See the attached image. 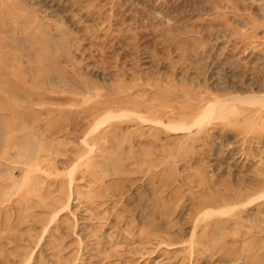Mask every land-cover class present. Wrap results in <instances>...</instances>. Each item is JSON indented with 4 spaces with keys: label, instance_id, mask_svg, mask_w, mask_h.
Instances as JSON below:
<instances>
[{
    "label": "rangeland",
    "instance_id": "374dc122",
    "mask_svg": "<svg viewBox=\"0 0 264 264\" xmlns=\"http://www.w3.org/2000/svg\"><path fill=\"white\" fill-rule=\"evenodd\" d=\"M0 264H264V0H0Z\"/></svg>",
    "mask_w": 264,
    "mask_h": 264
},
{
    "label": "bare ground",
    "instance_id": "6f19581e",
    "mask_svg": "<svg viewBox=\"0 0 264 264\" xmlns=\"http://www.w3.org/2000/svg\"><path fill=\"white\" fill-rule=\"evenodd\" d=\"M224 102H225V101H224ZM231 102H232V100H231ZM231 102H230V103H231ZM215 104H216V103H215ZM228 105H230V104L227 103V107H228ZM217 107H218V106H217ZM218 108H219V107H218ZM224 108H225V107H223V109H224ZM221 110H222V109H220V111H219V109H218V112H222ZM224 111H225V110H224ZM216 112H217V111H216ZM202 115H203V114H202ZM217 115H218V114H217ZM213 116L216 117L215 115H213ZM116 117H117V116H116ZM121 117H122V116H120V118H121ZM145 121H146V120H145ZM160 124H161V123H160ZM163 125H164V124H163ZM165 126H166V125H165ZM167 127H168V126H167ZM177 128H178V127H177ZM183 130H184V129H183ZM18 133H19V132H18ZM86 134H87V133H86ZM10 145H11V144H10ZM3 158H4V157H3ZM165 162H166V161H165ZM173 162H174V160H173ZM16 163H17V162H16ZM149 166H150V165H149ZM214 212L217 213L218 211H213V212H211V213L213 214ZM220 212H222V211H220ZM223 212H226V211H223ZM226 213H227V212H226ZM226 213H221V214H226ZM212 216H213V215H212ZM223 216H224V215H223ZM225 216H226V215H225ZM212 218H213V217H212Z\"/></svg>",
    "mask_w": 264,
    "mask_h": 264
}]
</instances>
